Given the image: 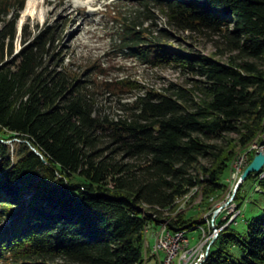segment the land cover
I'll list each match as a JSON object with an SVG mask.
<instances>
[{
	"label": "trees",
	"instance_id": "16d2710c",
	"mask_svg": "<svg viewBox=\"0 0 264 264\" xmlns=\"http://www.w3.org/2000/svg\"><path fill=\"white\" fill-rule=\"evenodd\" d=\"M151 1L172 30L209 40L227 63L176 53L166 30L152 35L122 17L126 57L173 64L190 86L141 91L129 76L96 81L110 73L98 62L81 80L54 60L48 26L32 36L21 27L28 40L13 56L24 0H0V264H144L145 228L191 190L205 198L223 191L238 150L264 135V0ZM100 94L114 96L111 114ZM199 224L177 216L167 230ZM230 226L200 264H264V215L243 239ZM229 246L241 248L239 260Z\"/></svg>",
	"mask_w": 264,
	"mask_h": 264
},
{
	"label": "rangeland",
	"instance_id": "374dc122",
	"mask_svg": "<svg viewBox=\"0 0 264 264\" xmlns=\"http://www.w3.org/2000/svg\"><path fill=\"white\" fill-rule=\"evenodd\" d=\"M47 5L38 6L33 11V16L22 17V10L17 22V36L14 41V55L22 47L21 27L27 26V35H36L38 29L50 27L54 33V60H63V64L72 72L78 73L81 80H86L90 74H85L91 64L98 62L110 73L107 77L96 78V81L111 80L115 77L129 76L145 89L161 91L168 84L189 87L188 76L180 73V68L172 65L151 67L138 61H131L126 57V50L119 47L122 17L132 20L138 28H146L155 35L159 30H166L172 39L168 41L169 48L179 54L202 55L212 58L220 63H227L228 54L224 50L216 49L212 42L205 38L189 33L175 32L167 24L164 15L153 1H148L146 6L141 4L144 0H46ZM26 0H24L23 7ZM59 3V5H55ZM120 66L123 70L112 71ZM93 78V77H91ZM98 104L105 113H112L115 108L114 96L100 94ZM228 138H236L229 135ZM259 140L250 143L245 150H238L232 159L230 169L223 179V191L213 193L205 198L201 189L191 190L186 196L175 201L173 211L165 213L167 217L157 225H148L145 228L143 244L144 264H166L165 253L155 252V243L166 233L174 234L167 230V224L177 216L183 220H202L203 224L197 225L193 230L183 231L185 241L178 242L179 251L176 252L169 264H183L182 254L190 255V263L199 264L206 259L210 249H215L219 232L231 223L230 229L246 238L247 224L253 218L264 215V193L258 186L259 180L264 179V165L260 169L258 179L253 178L241 181V175L252 162L256 153L264 155V135ZM237 151V150H236ZM252 159V160H251ZM240 163V164H239ZM201 165L208 166L206 161ZM236 166V168H235ZM241 185L240 199L235 201L234 189ZM239 185V186H240ZM239 204V209L237 204ZM223 222L220 226L219 223ZM165 228V229H163ZM215 235V236H214ZM158 237V238H157ZM187 242V243H186ZM185 246V247H184ZM227 252L234 261L242 256L239 246H229ZM204 259L201 260V255Z\"/></svg>",
	"mask_w": 264,
	"mask_h": 264
},
{
	"label": "built area",
	"instance_id": "2783aa9c",
	"mask_svg": "<svg viewBox=\"0 0 264 264\" xmlns=\"http://www.w3.org/2000/svg\"><path fill=\"white\" fill-rule=\"evenodd\" d=\"M240 164V163H239ZM236 168V166H235ZM184 234H181V231L176 232L174 234H169L167 237H161L160 239L157 240V252H163L165 253V263L169 264L171 260L173 259L174 255L176 252L179 251L178 249V241L179 240H184ZM188 252L183 253V264H186L187 262L190 263V255L187 256ZM205 257L202 254L201 255V260H203ZM202 261H200L201 263ZM199 263V264H200Z\"/></svg>",
	"mask_w": 264,
	"mask_h": 264
},
{
	"label": "water",
	"instance_id": "95a60500",
	"mask_svg": "<svg viewBox=\"0 0 264 264\" xmlns=\"http://www.w3.org/2000/svg\"><path fill=\"white\" fill-rule=\"evenodd\" d=\"M38 154V153H36ZM264 165V155L261 152L256 153L252 162L246 167L241 175V181L246 179L250 174L258 173L262 166ZM240 183L236 185L234 192L239 187Z\"/></svg>",
	"mask_w": 264,
	"mask_h": 264
},
{
	"label": "bare ground",
	"instance_id": "6f19581e",
	"mask_svg": "<svg viewBox=\"0 0 264 264\" xmlns=\"http://www.w3.org/2000/svg\"><path fill=\"white\" fill-rule=\"evenodd\" d=\"M44 6V5H47V1L46 0H26V3H25V6L23 7V10H22V17H26L28 15H32L33 16V11L38 7V6ZM55 5H59V3H56ZM165 229V228H163ZM170 233L167 232L166 233V236L167 237ZM181 234H184L183 231H181ZM215 236V235H214ZM158 238V237H157ZM186 239L184 240H179L178 242L180 241H185ZM187 243V242H186ZM185 247V246H184ZM179 248V247H178ZM180 249V248H179ZM154 250L155 252L157 253V241L155 243V247H154Z\"/></svg>",
	"mask_w": 264,
	"mask_h": 264
}]
</instances>
